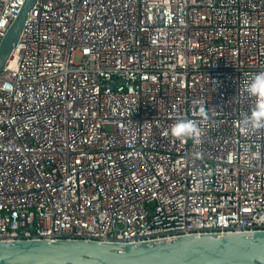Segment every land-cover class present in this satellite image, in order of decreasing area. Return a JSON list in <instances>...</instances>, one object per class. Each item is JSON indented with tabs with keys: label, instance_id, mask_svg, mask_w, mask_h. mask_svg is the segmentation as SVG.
Returning a JSON list of instances; mask_svg holds the SVG:
<instances>
[{
	"label": "built area",
	"instance_id": "obj_1",
	"mask_svg": "<svg viewBox=\"0 0 264 264\" xmlns=\"http://www.w3.org/2000/svg\"><path fill=\"white\" fill-rule=\"evenodd\" d=\"M260 71L264 0H35L0 70V242L264 231Z\"/></svg>",
	"mask_w": 264,
	"mask_h": 264
},
{
	"label": "water",
	"instance_id": "obj_2",
	"mask_svg": "<svg viewBox=\"0 0 264 264\" xmlns=\"http://www.w3.org/2000/svg\"><path fill=\"white\" fill-rule=\"evenodd\" d=\"M35 0L23 6L0 46V70ZM0 264H264V231L181 236L138 244L84 240L0 242Z\"/></svg>",
	"mask_w": 264,
	"mask_h": 264
},
{
	"label": "clouds",
	"instance_id": "obj_3",
	"mask_svg": "<svg viewBox=\"0 0 264 264\" xmlns=\"http://www.w3.org/2000/svg\"><path fill=\"white\" fill-rule=\"evenodd\" d=\"M244 92L254 98V105L250 111L242 118V123L246 127L255 129L264 128V71L257 72L251 79L244 85ZM203 108L201 114L203 115ZM171 134L174 137H194L200 129L197 123L193 120H178L171 127Z\"/></svg>",
	"mask_w": 264,
	"mask_h": 264
}]
</instances>
